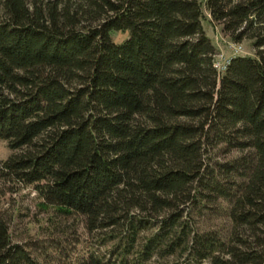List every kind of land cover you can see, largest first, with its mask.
Returning <instances> with one entry per match:
<instances>
[{"label": "trees", "instance_id": "16d2710c", "mask_svg": "<svg viewBox=\"0 0 264 264\" xmlns=\"http://www.w3.org/2000/svg\"><path fill=\"white\" fill-rule=\"evenodd\" d=\"M206 14L254 55L219 74ZM0 140L113 243L80 264H264V0H0ZM0 264H39L1 217Z\"/></svg>", "mask_w": 264, "mask_h": 264}, {"label": "rangeland", "instance_id": "374dc122", "mask_svg": "<svg viewBox=\"0 0 264 264\" xmlns=\"http://www.w3.org/2000/svg\"><path fill=\"white\" fill-rule=\"evenodd\" d=\"M207 35L216 46V56H223L224 62H230L236 56L254 55L250 41L239 44L233 42L215 26L208 14L204 21ZM115 43H123L128 33L114 32ZM242 48L236 52L234 46ZM215 56V57H216ZM13 154L6 141L0 140V217L10 226L13 243L26 246L39 264H80L90 253L105 254L113 243L106 240L104 232H89L85 217L67 214L48 205L32 186L18 183L12 176L1 172L3 163ZM241 157L238 151L229 154L218 153L214 161L217 164L232 162ZM217 211H205L201 222L208 223L219 230H227L228 222ZM217 215V216H216ZM205 221V222H204ZM150 264H188L186 256L156 258Z\"/></svg>", "mask_w": 264, "mask_h": 264}, {"label": "built area", "instance_id": "2783aa9c", "mask_svg": "<svg viewBox=\"0 0 264 264\" xmlns=\"http://www.w3.org/2000/svg\"><path fill=\"white\" fill-rule=\"evenodd\" d=\"M234 49L236 52H240L242 50V48L239 47L238 45H235ZM229 63L230 62H226V63L224 62L223 56H219V57L216 56L214 66L219 74H223L227 70Z\"/></svg>", "mask_w": 264, "mask_h": 264}]
</instances>
